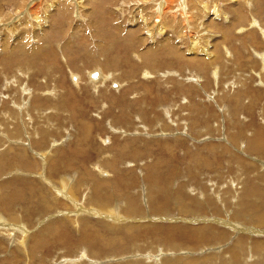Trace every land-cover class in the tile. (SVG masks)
Segmentation results:
<instances>
[{"label":"rangeland","instance_id":"1","mask_svg":"<svg viewBox=\"0 0 264 264\" xmlns=\"http://www.w3.org/2000/svg\"><path fill=\"white\" fill-rule=\"evenodd\" d=\"M178 1L170 9L190 15L187 28L188 16L165 14L173 42L160 45L146 24L154 26L160 0H0V264H184L210 255L207 264H264V0H187V9ZM192 37L207 63L187 57ZM101 71L111 76L105 89L84 87ZM61 94L68 99H54ZM87 163L104 173H86ZM89 186L112 213L137 207L121 211L120 224L154 218L160 227L130 240L128 223L110 225L96 210ZM70 190L96 213L78 218L61 197ZM173 225L182 244L165 231ZM197 226L205 229L181 241ZM234 244L243 253L232 263Z\"/></svg>","mask_w":264,"mask_h":264},{"label":"bare ground","instance_id":"2","mask_svg":"<svg viewBox=\"0 0 264 264\" xmlns=\"http://www.w3.org/2000/svg\"><path fill=\"white\" fill-rule=\"evenodd\" d=\"M155 1H157V0H155ZM166 1H169L170 3H168L167 4V2ZM173 1L174 0H160V2H156V4H155V12L157 13V15H154V17L153 18H155V20L156 21H154L153 23H152V25H154L153 27L151 26V25H149V23L146 21V17H143V20H145L146 21V24H148V26H149V28H151L152 30H156L157 32H158V34L160 35V33H161V35H162V38L160 39L161 40V42L162 43H160V45H166V44H168V42L170 41H172L173 42V39H172V36H171V34L169 33V29H170V27H167V25H168V21L165 19V14H166V16L167 15H169V14H171V16H172V21H174L175 22V20H176V16H178L179 17V19H181L182 18V22H183V20H184V17H187V19L188 20H186L187 22H185V20H184V27H183V30H181L182 31V34L184 33V31L186 30L185 29V26H186V24H188V22H189V18H190V15H187V14H185V12H182V11H180V10H176V8H175V10L174 9H170L172 6V4L171 3H173ZM154 3V2H153ZM187 0L185 1V0H180V1H178V2H176V4L174 3V5H173V7L176 5L177 7H179L180 9L182 8V9H187ZM199 3V2H198ZM241 5V4H240ZM175 6V7H176ZM142 8V7H141ZM178 9V8H177ZM218 9V8H217ZM219 10V9H218ZM171 11H173L172 13H171ZM175 12H178V15L177 14H175ZM220 12V11H219ZM189 14V13H188ZM218 15V14H217ZM150 16V15H149ZM196 16V15H195ZM168 17H170V15L168 16ZM253 17V16H252ZM142 20V19H141ZM168 20H170V19H168ZM257 21V20H256ZM157 22V23H156ZM167 22V23H166ZM254 22V21H253ZM253 24V23H252ZM259 24V23H258ZM141 26V25H140ZM151 26V27H150ZM169 26V25H168ZM155 27V28H154ZM154 28V29H153ZM168 28V29H167ZM186 28H187V26H186ZM149 30V29H148ZM179 31V30H178ZM156 33V32H155ZM191 36V35H190ZM193 36V35H192ZM188 40V39H187ZM191 41V46H190V44H189V46H190V51H188L189 53H190V55H188L187 57H190L191 59H192V62L193 61H196V62H198L200 65L201 64H204V63H207L205 60H211L212 58H210V57H208L207 55L205 56V53H201V54H199L200 52H198L197 50H196V48H197V43H196V39H194L193 37H192V39L190 40ZM225 43V42H224ZM153 44V43H152ZM153 46V45H152ZM176 46V45H175ZM159 47V46H158ZM174 47V46H173ZM214 48V47H213ZM176 49V48H175ZM175 49H173V52H175L174 50ZM158 51V50H157ZM182 51V50H181ZM33 52V51H32ZM36 52V51H35ZM150 52H152V49H148V47L142 52L143 54L145 53V54H150ZM212 52V51H211ZM210 52V53H211ZM176 53H178V51L176 50ZM196 54H199V55H196ZM207 54V53H206ZM182 55V54H181ZM212 55V54H211ZM210 55V56H211ZM138 57V56H137ZM210 58V59H209ZM184 60V59H183ZM191 61V60H190ZM197 63V65H199ZM105 65V64H104ZM59 66V65H58ZM23 68V67H22ZM100 70V69H99ZM51 72V71H50ZM90 72V71H89ZM146 73H147V71H145ZM98 73L99 72H92V73H90V77H92V78H90V79H88V80H86L85 81V83H84V87H86V88H92V90H93V92L95 91V90H97V91H99V90H101V88H104L105 87V81H107L111 76H109V75H103V71H101V75H100V77L98 78L97 76H98ZM76 77V76H75ZM75 77H73L72 76V81H77L76 79H75ZM88 77V76H87ZM97 77V78H96ZM78 82V81H77ZM75 84V83H74ZM76 84H78L79 85V83H76ZM71 86V85H70ZM75 86V85H74ZM83 86V85H82ZM81 86V87H82ZM75 87H77V86H75ZM19 89V88H18ZM105 89V88H104ZM79 90V89H78ZM83 90V89H82ZM85 90H87V89H85ZM76 91V90H75ZM79 91H81V90H79ZM56 92V91H55ZM77 92V91H76ZM90 92V91H89ZM49 93V92H48ZM54 93V92H53ZM91 93V92H90ZM102 93V92H101ZM103 93H105V92H103ZM126 93H127V91H126ZM92 94V93H91ZM76 95H77V93H76ZM51 96V95H50ZM56 96V95H55ZM54 97V96H53ZM58 98H60V99H58ZM54 99H56V100H60L61 102L63 101L64 102V100H67L68 99V97L67 96H65L64 94H61L59 97H57V98H54ZM54 99H47V103L49 102V104L50 105H52V106H54L55 108L54 109H56V107H60V101H59V103H57V105H55L56 104V102H55V100ZM86 99V98H85ZM102 99V98H101ZM124 99H126V98H124ZM89 100V99H88ZM87 100V101H88ZM40 101V100H39ZM86 101V102H87ZM34 103H35V101H33ZM46 102H42L41 104V106H46V104H45ZM90 103V102H89ZM83 105V104H82ZM38 106V107H37ZM37 106H36V111H40V109L42 108L38 103H37ZM127 107V106H126ZM50 108V107H49ZM48 108V109H49ZM64 108V107H63ZM53 109V110H54ZM60 109V108H59ZM68 109V108H67ZM50 110V109H49ZM56 110H58V109H56ZM55 110V111H56ZM81 110V109H80ZM55 111H53V112H55ZM100 108L99 109H97V113L99 114L100 113ZM47 112V111H46ZM57 113H58V111H56ZM82 113V112H81ZM43 114V113H42ZM39 115H40V113H39ZM81 115V114H80ZM42 117H43V115H41ZM48 116V115H47ZM47 116H45V119L47 118ZM82 116V115H81ZM50 117V116H49ZM41 118V117H40ZM3 120V119H2ZM86 120V119H85ZM126 120V119H125ZM125 120H124V124L126 123V124H129L128 123V121L127 122H125ZM78 122H79V120H78ZM12 123V122H11ZM47 123H48V121H47ZM54 124V123H53ZM16 125V124H15ZM81 125V124H80ZM36 126V125H35ZM84 126H86L87 127V125H85L84 124ZM82 127V126H81ZM50 128V127H49ZM83 128V127H82ZM19 130V129H18ZM99 137V136H98ZM103 142V141H102ZM135 142V141H134ZM92 143V142H91ZM21 144V143H20ZM206 147V146H205ZM119 149V148H118ZM122 149V148H121ZM125 149V148H124ZM118 151V150H117ZM122 151V150H121ZM77 152V151H76ZM123 152H124V150H123ZM121 153V152H120ZM97 154L98 155H100V153L99 152H97ZM102 154H104V153H102ZM4 155V154H3ZM109 155V154H108ZM106 156V155H105ZM105 156H103V159L105 158ZM91 156H83V158L82 159H84V160H88V161H91ZM68 159L69 158H67V162H68ZM72 159V158H71ZM110 159H111V157H109V158H106V159H104V161H106V165H107V162L108 161H110ZM73 162V161H72ZM114 162V161H113ZM116 162V161H115ZM8 163V162H7ZM70 163V162H69ZM89 163H91V162H89ZM89 163H87L88 165H87V167H85L84 169H86L85 171H86V173H89V171H87V170H90V169H95V168H97L96 169V171H97V173L99 174V175H101V173H104L103 171H101V170H99V167H101L100 165L101 164H99V163H97V164H94V165H89ZM94 163V162H93ZM198 163V162H197ZM74 163H72V165H73ZM114 164V163H113ZM113 164H111V166L113 165ZM69 166V165H68ZM74 166V165H73ZM110 166V167H111ZM64 167V166H63ZM72 167V166H71ZM43 168V167H42ZM74 168V167H73ZM59 169V168H58ZM64 169V168H63ZM66 169V168H65ZM241 169V168H240ZM42 172V171H41ZM69 172V171H68ZM47 173V172H46ZM62 173H63V171H62ZM65 173V172H64ZM105 176H106V174H104ZM103 175V176H104ZM190 175V174H189ZM198 175V174H197ZM107 177H108V175H107ZM108 178H110V177H108ZM47 179V178H46ZM59 180V179H58ZM115 180H117V179H115ZM115 180H111L110 179V182H114ZM56 181V180H55ZM92 181V180H91ZM51 183V182H50ZM81 183V182H80ZM54 185V184H53ZM100 185V184H99ZM52 186V185H51ZM181 186V185H180ZM81 187V186H80ZM90 187V186H89ZM54 188V187H53ZM91 188V187H90ZM95 189V188H94ZM53 190H55V189H53ZM67 190V189H66ZM90 190V192H89V195H88V197L87 198H90V200L92 199L91 198V196H94L93 195V193H92V191H94L95 192V190H93V188H91V189H89L88 188V191ZM97 190V189H96ZM183 190V189H182ZM185 190V189H184ZM256 190V189H255ZM55 191H57V190H55ZM128 191V190H127ZM57 192H59V191H57ZM66 193V192H65ZM85 193V192H84ZM96 194V197H97V199H98V201H97V203H96V210H98V211H100L101 213H102V215L104 216V217H107V221H109L108 223L111 225H117L120 221H123L124 220V218L123 217H121V216H118V214L122 211V212H124V213H126V214H128V215H130V216H132L133 214H136L137 212L136 211H138V209H136L135 207H132V208H129V207H124V205L122 206V207H116L115 209H114V213H112V210H111V208L113 207V205L112 204H108L105 200H104V197H103V199L102 198H100V196H103L102 195V193H97V192H95ZM124 193V192H123ZM259 194V192L256 190V191H254V192H252V194ZM59 194V193H58ZM262 194V193H261ZM182 195V194H181ZM178 196V195H177ZM238 196V195H237ZM36 197V196H35ZM56 197V196H55ZM61 197H64L65 199H66V201L68 202V201H71V206H72V209H74L75 210V214H76V216L78 217V218H81L82 216H84V214H86L88 217H90L93 213H96V211L94 212L92 209H90L89 211L86 209V207L81 203V202H79L78 200H76V193L73 191V190H70V191H68L66 194H61ZM95 197V198H96ZM134 197V196H133ZM132 197V198H133ZM239 197V196H238ZM94 198V199H95ZM209 198V197H208ZM211 198V197H210ZM246 198H249V197H246ZM246 198H244V200L243 201H245L246 200ZM185 199V198H184ZM240 199V198H239ZM107 200H108V198H107ZM122 200V199H121ZM233 200V199H232ZM253 200V199H252ZM250 201V202H248L247 204H244L245 206H252V203L251 202H253V201ZM88 201H89V199H88ZM109 201V200H108ZM234 201V200H233ZM99 202L102 204L101 206H100V208H98L97 209V205H99ZM186 202V201H185ZM88 203V202H87ZM86 203V204H87ZM128 203V202H127ZM154 203V202H153ZM177 203H178V201H177ZM181 203V202H180ZM213 203V202H212ZM246 203V202H245ZM65 204V203H64ZM114 204V203H113ZM134 205H136L135 204V202L133 203ZM155 204V203H154ZM258 204V203H257ZM257 204H255V205H257ZM88 205H90V202L88 203ZM115 205V204H114ZM138 205V204H137ZM156 205V204H155ZM155 205H154V207H153V209L155 208H157V205H156V207H155ZM180 205V204H179ZM188 205V204H187ZM242 205V204H241ZM243 205V206H244ZM3 206H4V204H3ZM7 206V205H6ZM5 206V207H6ZM217 206V205H216ZM233 206V205H232ZM198 207V206H197ZM237 207V206H236ZM8 208V207H7ZM125 208V209H124ZM139 208V207H138ZM190 208V207H189ZM242 208H244V207H242ZM179 209V208H178ZM251 209V208H250ZM145 210V209H144ZM184 210V209H183ZM140 211V210H139ZM74 212V211H73ZM85 212V213H84ZM97 213V214H101V213ZM152 212V211H151ZM188 212V211H187ZM196 212V211H195ZM111 213V214H110ZM123 213V214H124ZM186 213V212H185ZM67 214V213H66ZM74 215V214H73ZM22 216V215H21ZM111 216V217H110ZM130 216H128V217H130ZM262 216V215H261ZM74 217V216H73ZM125 217V216H124ZM56 218V217H55ZM65 218V217H64ZM75 218V217H74ZM103 218V217H102ZM150 218V217H149ZM63 219V218H62ZM86 220H87V218H85ZM73 220V219H72ZM143 220V219H142ZM153 221H154V218L152 219ZM151 220V221H152ZM214 220V222H217L218 224H223L222 223V221L221 220H217V219H213ZM79 221V220H78ZM104 221V220H103ZM151 221H146V222H142V221H140V220H138V219H135V218H127L125 221H124V223L122 224V222H121V224L120 225H118V226H120V227H124L127 223H128V225L126 226V230L128 229V233H129V235H130V237H131V239L130 240H132V241H135V240H137L136 238H139L140 236H145V235H148V234H150V233H152V232H155V229L157 228V227H160V225H154V223L153 222H151ZM189 221V220H188ZM194 221V220H193ZM206 221H207V219H206ZM209 221V220H208ZM224 221V220H223ZM260 221H262V219H260ZM259 221V222H260ZM2 222V221H1ZM6 222V221H5ZM61 222V221H60ZM60 222H58V223H60ZM65 222V221H64ZM196 222V221H195ZM251 222V221H250ZM8 223V222H7ZM87 223V222H86ZM172 223V222H171ZM213 223V222H212ZM227 223H229V222H227ZM3 224V223H2ZM5 224V223H4ZM230 224V223H229ZM260 224V223H259ZM7 225V224H6ZM99 225H101V224H99ZM233 225H234V223H233ZM43 226V225H42ZM77 226V225H76ZM80 226V225H79ZM77 227V228H79V230L80 231H82L83 230V228L82 227ZM108 226V225H107ZM181 226V225H180ZM13 227H14V225H13ZM47 227V226H46ZM54 227V226H53ZM90 227V226H89ZM92 227H93V225H92ZM228 227V226H227ZM18 228V227H17ZM44 228H45V226H44ZM56 228V227H55ZM165 228V231H168L171 235H173L172 237H173V239H174V241L172 242V244H176V245H178L177 243H179L178 241H177V239L179 238V235H180V233H181V228H178L176 225H173V226H170V227H164ZM204 227H188V229H187V231L186 230H184V235H183V237H182V240L181 241H185V239H188V237H187V232H192L193 230H198V231H202V229H203ZM237 228H239V227H237ZM48 229V228H47ZM86 229H88V228H86ZM205 229V228H204ZM225 229V228H224ZM243 229V228H242ZM246 229V228H245ZM253 229V228H252ZM252 229H246V230H243V231H245V233H248L247 235H249V236H252V234H257L258 233V231L257 230H255V229H253V231H252ZM15 230V229H14ZM18 230V229H17ZM93 230V229H92ZM163 230V229H162ZM208 230V229H207ZM234 230V229H233ZM61 231V230H60ZM121 231V230H120ZM226 231V230H225ZM237 231H240V230H237ZM6 232H8V231H6ZM17 232V231H16ZM49 232V231H48ZM97 232V231H96ZM126 232V234H127V236H128V233ZM59 233V232H58ZM115 233V232H114ZM123 233V232H122ZM261 233H264V232H261ZM57 234V233H56ZM116 234V233H115ZM168 233H166V235H167ZM207 234V233H206ZM237 234V233H236ZM243 234V233H242ZM45 235V234H44ZM93 235H94V233H93ZM164 235V234H163ZM227 235V234H226ZM261 235H264V234H261ZM31 236H33V235H31ZM99 236V235H98ZM143 236V237H144ZM208 236V235H207ZM244 236H246V234L244 235ZM81 237V236H80ZM221 237V236H220ZM50 238H51V236H50ZM124 238H125V236H124ZM200 238V237H199ZM32 239H34V238H32ZM52 239V238H51ZM127 239V238H126ZM150 239V238H149ZM241 239V237H239L238 238V241ZM199 240V239H198ZM208 240V239H207ZM224 240V239H223ZM86 241H88L87 239H86ZM150 241V240H149ZM177 241V242H176ZM77 242V241H76ZM127 242V241H126ZM36 243V242H35ZM181 243V242H180ZM179 243V244H180ZM259 243V242H258ZM261 243H263V242H261ZM21 244V243H20ZM76 244V243H75ZM136 244H137V242H136ZM153 244H154V242H153ZM182 244V243H181ZM256 244V243H255ZM46 245V244H45ZM186 245H187V243H186ZM191 245H193V244H191ZM81 246V245H80ZM83 246V245H82ZM96 246V245H95ZM165 246V245H164ZM257 246V245H256ZM85 247V246H84ZM93 247V246H92ZM229 247V246H228ZM135 248H137L138 249V247H135ZM159 248V247H158ZM233 250H236L237 251V253L235 254V255H233L230 251H229V255H230V257H229V260L230 261H233L232 263H234V261H235V258L238 256V258H239V256H240V254L239 253H243V249H241V247H239L237 244H234L233 245V247H231ZM247 248V247H246ZM20 249V248H19ZM168 249V248H167ZM191 249V248H190ZM40 250V249H39ZM136 250V249H135ZM164 250V249H163ZM257 250V249H256ZM19 251V250H18ZM38 251V250H37ZM98 251V250H97ZM219 251H220V249H219ZM222 251V250H221ZM85 252V251H84ZM92 252V251H91ZM95 252V251H94ZM185 252V251H184ZM249 252V251H248ZM82 253V252H81ZM112 253V252H111ZM121 253V252H120ZM174 253V252H173ZM186 253V252H185ZM219 253V252H218ZM91 254V253H90ZM106 254V253H105ZM159 254H161V253H159ZM82 255L84 256V254L82 253ZM129 255V254H128ZM134 255V254H133ZM132 255V256H133ZM162 255V254H161ZM190 255H192V254H190ZM98 256V255H97ZM147 256H149V255H147ZM188 256V255H187ZM186 256V257H187ZM85 257V256H84ZM160 257V256H159ZM165 256H163V258H164ZM172 257H174V256H172ZM177 257V256H176ZM179 257V256H178ZM185 257V258H186ZM188 257H192V256H188ZM215 255H210V256H204V257H202V258H195V259H190V260H185L184 261V264H198L199 262L198 261H202V262H200V263H203V264H207V260L208 259H215ZM241 257V256H240ZM98 258V257H97ZM129 258V257H128ZM131 258V257H130ZM130 258H129V260H130ZM137 258V257H136ZM179 258H182V257H179ZM207 259V260H206ZM67 260V259H66ZM238 260V259H237ZM244 260H246V259H244ZM32 261V260H31ZM85 261V260H84ZM94 261V260H93ZM108 261V260H107ZM114 261V260H113ZM142 261V259H140V262ZM247 261V260H246ZM253 261V260H252ZM66 262V261H65ZM118 262H119V260H118ZM130 262V261H129ZM129 262H127V263H129ZM153 262V261H152ZM151 262V263H152ZM157 262H161V260H159V261H157ZM169 262V260H164L163 261V263L162 264H169L168 263ZM236 262V261H235ZM28 263V262H27ZM121 263V262H120ZM131 263V262H130ZM227 263V262H226ZM243 263V262H242ZM91 264V263H90ZM97 264V263H96ZM122 264V263H121ZM132 264V263H131ZM153 264V263H152ZM172 264V263H171ZM235 264V263H234ZM248 264V263H247ZM255 264V263H254Z\"/></svg>","mask_w":264,"mask_h":264}]
</instances>
